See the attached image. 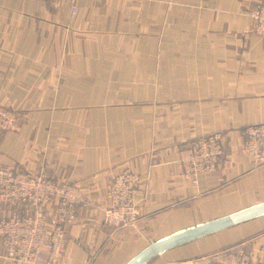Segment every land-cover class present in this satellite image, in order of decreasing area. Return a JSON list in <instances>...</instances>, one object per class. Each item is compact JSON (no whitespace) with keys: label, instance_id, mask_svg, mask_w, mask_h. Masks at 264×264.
<instances>
[{"label":"crops","instance_id":"1","mask_svg":"<svg viewBox=\"0 0 264 264\" xmlns=\"http://www.w3.org/2000/svg\"><path fill=\"white\" fill-rule=\"evenodd\" d=\"M260 0H0V105L18 130L0 165L75 182L76 205L54 264H128L149 246L264 203V166L241 151L264 123ZM220 131L225 152L196 182L179 164L195 137ZM140 179L137 221H102L110 181ZM55 206L49 205L52 218ZM0 208V216L5 215ZM224 248L264 264V213L175 244L142 264H189ZM0 264H14L0 248Z\"/></svg>","mask_w":264,"mask_h":264},{"label":"built area","instance_id":"2","mask_svg":"<svg viewBox=\"0 0 264 264\" xmlns=\"http://www.w3.org/2000/svg\"><path fill=\"white\" fill-rule=\"evenodd\" d=\"M70 6L68 22L78 11L76 0ZM254 32L264 37V0L251 12ZM18 130L16 111L0 105V136ZM241 151L258 166H264V123L243 129ZM225 135L211 132L193 138L181 151L179 164L183 175L193 182L213 174L225 152ZM139 176L123 169L108 184L107 204L102 209L105 225L118 229L133 225L139 217L142 189ZM55 206L52 218L49 205ZM87 206L75 182H59L43 174H30L12 165H0V248L14 264H54L63 254L68 226L76 218V205ZM169 264H176L171 262ZM189 264H253L243 249L224 248L210 255L195 257Z\"/></svg>","mask_w":264,"mask_h":264},{"label":"water","instance_id":"3","mask_svg":"<svg viewBox=\"0 0 264 264\" xmlns=\"http://www.w3.org/2000/svg\"><path fill=\"white\" fill-rule=\"evenodd\" d=\"M263 213H264V203H261L254 207L245 209L233 215L213 221L211 223H208L196 229L170 237L168 239H165L163 241H160L158 243H155L149 246L148 248L143 250L141 253H139L137 256H135L128 264H142L149 257L153 256L156 253H159L160 251H163L169 248L170 246H173L175 244H178V243L199 237L201 235L213 232L220 228L227 227L232 224L253 218Z\"/></svg>","mask_w":264,"mask_h":264},{"label":"trees","instance_id":"4","mask_svg":"<svg viewBox=\"0 0 264 264\" xmlns=\"http://www.w3.org/2000/svg\"><path fill=\"white\" fill-rule=\"evenodd\" d=\"M2 209V208H1ZM3 210H5V209H3Z\"/></svg>","mask_w":264,"mask_h":264}]
</instances>
